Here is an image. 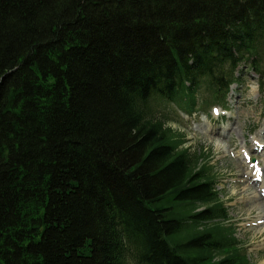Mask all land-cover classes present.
<instances>
[{
  "label": "trees",
  "instance_id": "1",
  "mask_svg": "<svg viewBox=\"0 0 264 264\" xmlns=\"http://www.w3.org/2000/svg\"><path fill=\"white\" fill-rule=\"evenodd\" d=\"M264 90V0H0V264H252L171 128Z\"/></svg>",
  "mask_w": 264,
  "mask_h": 264
},
{
  "label": "rangeland",
  "instance_id": "2",
  "mask_svg": "<svg viewBox=\"0 0 264 264\" xmlns=\"http://www.w3.org/2000/svg\"><path fill=\"white\" fill-rule=\"evenodd\" d=\"M259 79L257 73L244 66L239 75L240 84L233 85L230 90L227 110L218 107L193 116L180 109L170 110V116L178 120L171 128L177 135H182L186 142L183 148L199 156L203 154L210 161V167L220 183V194L229 207L228 225L232 224L236 230V238L247 251L252 264H264V241L256 242L254 239L256 231L264 232V210L259 200L252 199L254 195L260 196L264 186L261 175L264 169V139L258 136L264 130V90ZM213 127L221 137L209 140L208 129ZM233 145L236 148H232ZM238 162L245 165L241 177L234 176L237 175L235 168ZM237 178L257 183L254 186L248 184L252 189L246 197H236L234 181ZM243 205H247L249 212L241 210ZM250 212H253L251 216Z\"/></svg>",
  "mask_w": 264,
  "mask_h": 264
},
{
  "label": "bare ground",
  "instance_id": "3",
  "mask_svg": "<svg viewBox=\"0 0 264 264\" xmlns=\"http://www.w3.org/2000/svg\"><path fill=\"white\" fill-rule=\"evenodd\" d=\"M208 132H209V136L207 138L209 140H213V138L221 137L220 132H218V130L216 128H214V127L208 129ZM258 136H261L264 139V130H263V132H260ZM243 138H244V140H246L245 136H243ZM228 140H227V143H228ZM245 145H247V141H245ZM232 148H236V146L233 145ZM244 168H245L244 163L243 162H238L236 164V168H235V171L237 172L236 173L237 175H234V176L235 177L236 176L241 177L242 174H243V173L241 174V170H243ZM262 170H263V172L261 173V175H262L263 181H264V169H262ZM248 184L253 185V184H257V183H253V182L249 183L248 181H243V180H241L239 178H237L234 181V188L236 190V193H235L236 197H238V196H245L246 197L247 196V193H249V191L252 189V186H250ZM263 187L264 186H262V188H261L263 190V192L260 194V196L254 195L252 199L259 200V205L264 210V188ZM241 210L243 212H245V211L249 212V210L247 209V205L241 206ZM251 214H253V212H250V216H251ZM256 230H258V229H256ZM254 239H256V242H263L264 241V232L256 231L255 235H254Z\"/></svg>",
  "mask_w": 264,
  "mask_h": 264
}]
</instances>
